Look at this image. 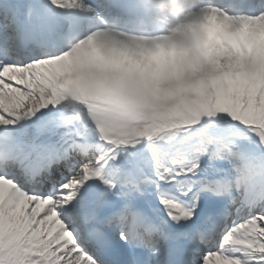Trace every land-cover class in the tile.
Masks as SVG:
<instances>
[{
	"label": "snow or ice",
	"instance_id": "6c2138e0",
	"mask_svg": "<svg viewBox=\"0 0 264 264\" xmlns=\"http://www.w3.org/2000/svg\"><path fill=\"white\" fill-rule=\"evenodd\" d=\"M174 3L0 0V264H264V0Z\"/></svg>",
	"mask_w": 264,
	"mask_h": 264
},
{
	"label": "clouds",
	"instance_id": "9594fccd",
	"mask_svg": "<svg viewBox=\"0 0 264 264\" xmlns=\"http://www.w3.org/2000/svg\"><path fill=\"white\" fill-rule=\"evenodd\" d=\"M184 2H186V0H181V3H184Z\"/></svg>",
	"mask_w": 264,
	"mask_h": 264
},
{
	"label": "bare ground",
	"instance_id": "6f19581e",
	"mask_svg": "<svg viewBox=\"0 0 264 264\" xmlns=\"http://www.w3.org/2000/svg\"><path fill=\"white\" fill-rule=\"evenodd\" d=\"M167 13L165 12V14L164 15H166ZM164 15H162V17H164Z\"/></svg>",
	"mask_w": 264,
	"mask_h": 264
}]
</instances>
